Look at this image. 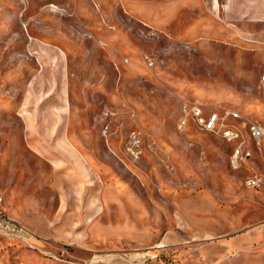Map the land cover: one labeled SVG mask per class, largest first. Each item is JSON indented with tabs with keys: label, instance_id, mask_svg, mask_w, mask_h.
Returning <instances> with one entry per match:
<instances>
[{
	"label": "rangeland",
	"instance_id": "rangeland-1",
	"mask_svg": "<svg viewBox=\"0 0 264 264\" xmlns=\"http://www.w3.org/2000/svg\"><path fill=\"white\" fill-rule=\"evenodd\" d=\"M82 52L109 57L107 85ZM263 76L264 0H0V197L32 232L0 226V264H264V184L246 185L264 176ZM55 97L54 165L24 121ZM195 101L241 113L239 167L238 142L181 126Z\"/></svg>",
	"mask_w": 264,
	"mask_h": 264
},
{
	"label": "crops",
	"instance_id": "crops-1",
	"mask_svg": "<svg viewBox=\"0 0 264 264\" xmlns=\"http://www.w3.org/2000/svg\"><path fill=\"white\" fill-rule=\"evenodd\" d=\"M63 55V54H62ZM80 61H89L91 62L88 67L92 71V81L95 85L103 87L108 84L109 78V57L103 55L100 52H89V53H78L77 54ZM65 56V54H64ZM57 58L62 61L61 54L56 55ZM40 62V61H39ZM41 66L42 63L40 62ZM87 65L80 64L79 69L82 67L85 68ZM43 67V66H42ZM93 83V84H94ZM55 101L52 104H49L45 108L42 115H37L35 113H30L29 110L25 116V139L28 143V152H34L44 158H47L48 161L53 162L57 159L60 160L61 152L56 150L49 143L50 139L61 141V128L63 125V112L60 98H54ZM24 104V103H23ZM69 121V120H68ZM53 126V128H51ZM84 163L83 160L77 159L75 166L69 174L76 179L82 177ZM58 174L65 172V166L57 165L56 166ZM74 179V178H71Z\"/></svg>",
	"mask_w": 264,
	"mask_h": 264
},
{
	"label": "built area",
	"instance_id": "built-area-1",
	"mask_svg": "<svg viewBox=\"0 0 264 264\" xmlns=\"http://www.w3.org/2000/svg\"><path fill=\"white\" fill-rule=\"evenodd\" d=\"M189 108V110L184 109L185 114L180 119L181 126H186L188 118L192 117L199 128L207 131H218L226 140L238 142L231 156V163L235 167H239L251 156V151L241 141L243 135L242 128L235 121L242 116L241 113L231 108H222L220 111L216 110L205 113L200 101H195ZM248 129L250 135L255 140L259 143L264 142V126L256 122H249ZM262 184H264V176L257 173L246 179V185L249 187L258 188ZM0 226L5 227L19 236L28 237L32 234L31 230L25 225L5 213L3 199L1 197Z\"/></svg>",
	"mask_w": 264,
	"mask_h": 264
}]
</instances>
